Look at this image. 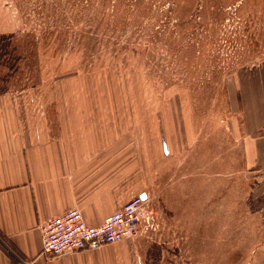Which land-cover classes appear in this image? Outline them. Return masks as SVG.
<instances>
[{"label":"rangeland","instance_id":"1","mask_svg":"<svg viewBox=\"0 0 264 264\" xmlns=\"http://www.w3.org/2000/svg\"><path fill=\"white\" fill-rule=\"evenodd\" d=\"M263 65L264 0H0V105L20 133L88 129L141 155L132 264H264L237 132V84Z\"/></svg>","mask_w":264,"mask_h":264},{"label":"crops","instance_id":"2","mask_svg":"<svg viewBox=\"0 0 264 264\" xmlns=\"http://www.w3.org/2000/svg\"><path fill=\"white\" fill-rule=\"evenodd\" d=\"M237 95L245 170L263 186L264 199V65L240 79ZM15 123L0 105V264H132L137 238L49 257L41 253L40 226L78 209L96 227L131 197L149 200L141 155L88 129L33 135Z\"/></svg>","mask_w":264,"mask_h":264},{"label":"built area","instance_id":"3","mask_svg":"<svg viewBox=\"0 0 264 264\" xmlns=\"http://www.w3.org/2000/svg\"><path fill=\"white\" fill-rule=\"evenodd\" d=\"M148 201L141 196H133L96 227L87 225L77 209H69L50 218L40 226L41 253L59 257L132 238L148 223ZM16 264L24 263L19 261Z\"/></svg>","mask_w":264,"mask_h":264},{"label":"water","instance_id":"4","mask_svg":"<svg viewBox=\"0 0 264 264\" xmlns=\"http://www.w3.org/2000/svg\"><path fill=\"white\" fill-rule=\"evenodd\" d=\"M141 198H142V199H145V196H142Z\"/></svg>","mask_w":264,"mask_h":264},{"label":"bare ground","instance_id":"5","mask_svg":"<svg viewBox=\"0 0 264 264\" xmlns=\"http://www.w3.org/2000/svg\"><path fill=\"white\" fill-rule=\"evenodd\" d=\"M78 210V209H77ZM81 213V212H80Z\"/></svg>","mask_w":264,"mask_h":264}]
</instances>
